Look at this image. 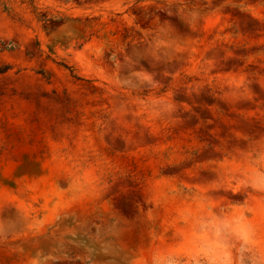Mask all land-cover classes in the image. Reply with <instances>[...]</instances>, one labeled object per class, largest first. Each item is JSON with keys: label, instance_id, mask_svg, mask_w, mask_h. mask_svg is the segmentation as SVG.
Masks as SVG:
<instances>
[{"label": "rangeland", "instance_id": "rangeland-1", "mask_svg": "<svg viewBox=\"0 0 264 264\" xmlns=\"http://www.w3.org/2000/svg\"><path fill=\"white\" fill-rule=\"evenodd\" d=\"M6 68L0 264H264V0H0Z\"/></svg>", "mask_w": 264, "mask_h": 264}, {"label": "trees", "instance_id": "trees-1", "mask_svg": "<svg viewBox=\"0 0 264 264\" xmlns=\"http://www.w3.org/2000/svg\"><path fill=\"white\" fill-rule=\"evenodd\" d=\"M36 10H37V9L33 7V12H34V13H36ZM38 20H40L39 17H38ZM7 70H8V68H6V69H0V74H5Z\"/></svg>", "mask_w": 264, "mask_h": 264}]
</instances>
